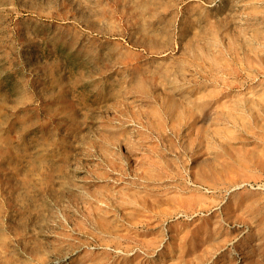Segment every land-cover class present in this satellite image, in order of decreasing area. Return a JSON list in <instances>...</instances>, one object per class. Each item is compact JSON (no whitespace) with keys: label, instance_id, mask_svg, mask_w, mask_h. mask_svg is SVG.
<instances>
[{"label":"rangeland","instance_id":"obj_1","mask_svg":"<svg viewBox=\"0 0 264 264\" xmlns=\"http://www.w3.org/2000/svg\"><path fill=\"white\" fill-rule=\"evenodd\" d=\"M0 264H264V0H0Z\"/></svg>","mask_w":264,"mask_h":264}]
</instances>
